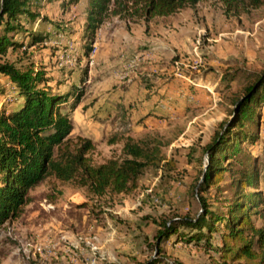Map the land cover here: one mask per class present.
<instances>
[{
    "label": "rangeland",
    "instance_id": "374dc122",
    "mask_svg": "<svg viewBox=\"0 0 264 264\" xmlns=\"http://www.w3.org/2000/svg\"><path fill=\"white\" fill-rule=\"evenodd\" d=\"M63 2L39 0L35 6L47 21L26 28L50 39L8 50L5 59L17 68L43 69L49 86L59 92L77 85L87 69L83 108L72 113L70 138L91 140V158L100 164L121 157L120 145L108 144L115 136L157 137L162 153L176 163L171 175L178 182L148 169L134 192L112 200L88 197L48 178L30 191L22 215L2 229L1 264H142L154 257L152 237L162 221L199 212L191 189L202 169L203 147L231 119L233 100L264 72V0L239 16L224 13L215 0L168 17L145 19L132 10L107 13L88 58L82 55L87 0H77L66 11ZM49 22L60 24L63 32L55 34ZM0 84L5 91L1 108L13 99L14 87L2 76ZM257 110L259 139L242 148L257 158L264 191V101ZM163 250L161 257L172 264L218 260L213 250L176 236Z\"/></svg>",
    "mask_w": 264,
    "mask_h": 264
},
{
    "label": "trees",
    "instance_id": "16d2710c",
    "mask_svg": "<svg viewBox=\"0 0 264 264\" xmlns=\"http://www.w3.org/2000/svg\"><path fill=\"white\" fill-rule=\"evenodd\" d=\"M202 1L207 0H87L82 55L89 57L107 13L132 10L145 19L168 17ZM215 1L224 13L234 16L262 3ZM38 2L0 0V76L14 87L13 99L0 108V237L2 229L18 219L31 202L30 191L48 178L70 184L88 197L112 200L134 192L148 169L158 170L162 180L167 177L178 182L171 175L176 163L162 153L164 145L157 137L115 136L108 144L120 145L121 157L100 164L91 158L95 150L91 140L70 138L72 113L83 96L87 69L79 74L77 85L59 92L49 86L51 80L43 69L31 65L17 68L5 59L8 50L15 52L50 39L49 34L26 28L27 23L47 21L35 6ZM76 3L66 0L62 11ZM49 23L55 34L63 32L60 24ZM4 93L0 84V96ZM263 101L264 72L255 75L242 96L233 100L231 119L203 147L202 169L191 189L199 212L162 221L152 237L154 257L142 264H172L161 255L163 244L174 236L213 250L218 257L215 264H264V191L259 184L257 158L242 148L244 143L255 144L259 139L261 116L257 108ZM64 106L68 108L63 110Z\"/></svg>",
    "mask_w": 264,
    "mask_h": 264
},
{
    "label": "crops",
    "instance_id": "0c3cea01",
    "mask_svg": "<svg viewBox=\"0 0 264 264\" xmlns=\"http://www.w3.org/2000/svg\"><path fill=\"white\" fill-rule=\"evenodd\" d=\"M102 68H103V67H101V69H102ZM101 71H102V70H101ZM81 108H83V107H81V106L79 105L78 108H77V110H78V109H81ZM77 110H76V111H77ZM154 115H158V116H160V114H158V113H155ZM149 119L152 120V117H149ZM44 239H45V238H44ZM44 239H43V240H44Z\"/></svg>",
    "mask_w": 264,
    "mask_h": 264
},
{
    "label": "built area",
    "instance_id": "2783aa9c",
    "mask_svg": "<svg viewBox=\"0 0 264 264\" xmlns=\"http://www.w3.org/2000/svg\"><path fill=\"white\" fill-rule=\"evenodd\" d=\"M28 246H29V247H32V245H31V244H28ZM33 248H34V246H33ZM36 251H37V252H40V251H41V249L37 247V248H36Z\"/></svg>",
    "mask_w": 264,
    "mask_h": 264
}]
</instances>
